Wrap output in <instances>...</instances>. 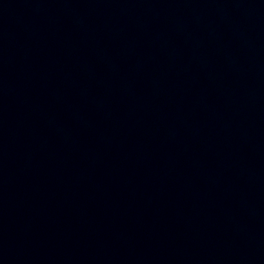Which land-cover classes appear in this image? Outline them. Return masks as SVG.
<instances>
[{
	"label": "water",
	"instance_id": "water-1",
	"mask_svg": "<svg viewBox=\"0 0 264 264\" xmlns=\"http://www.w3.org/2000/svg\"><path fill=\"white\" fill-rule=\"evenodd\" d=\"M93 264H264V0H0Z\"/></svg>",
	"mask_w": 264,
	"mask_h": 264
}]
</instances>
